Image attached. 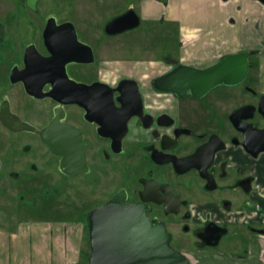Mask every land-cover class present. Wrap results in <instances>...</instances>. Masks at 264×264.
Here are the masks:
<instances>
[{
    "label": "flooded vegetation",
    "instance_id": "1",
    "mask_svg": "<svg viewBox=\"0 0 264 264\" xmlns=\"http://www.w3.org/2000/svg\"><path fill=\"white\" fill-rule=\"evenodd\" d=\"M45 51L43 55L49 56L46 49ZM23 57L11 65L9 81L14 67L17 66L19 70L25 68ZM151 61L150 63L157 65L167 63L165 60ZM176 62L171 69L153 78L148 86L135 78H122L115 85L108 84L103 79L107 73L106 66L101 63H98L97 71H88V78H83V70L97 64L96 57L94 64L67 66L69 77L81 84L101 82L117 88L122 80H136L138 83L136 91L129 86L122 88L121 94H114L115 99L121 97L125 102L129 114L126 115L127 110L112 113L105 109V112H96L92 116L104 122L103 133L107 136L100 135L101 127L96 122L88 121L86 111L77 105L61 107L50 99L49 104L42 109L49 114V121L36 128L43 130L48 127L56 117V111L63 108L65 118L62 122L82 132L86 147L87 173L66 175L61 167L64 157L54 153L35 135L49 155L57 158L58 169L67 179L87 174L93 176L96 184L97 168L95 169V162L91 163L89 158V154L97 149L96 144L106 145L99 151L106 152L108 156H129L137 159L136 169L139 175L136 189L132 192L121 187L116 193L103 199L93 210L113 199L122 190L127 192L129 203H139L142 196L146 195V203L151 208L149 217L154 222L164 224L171 235L172 246L178 251L187 255L227 246L236 255L235 258H248L254 236L261 237L264 249V221H259L256 217L257 187L250 165V162L264 153L253 156L250 138L246 139L238 132L232 117L241 108L256 107L263 95L248 85L249 75L241 85L220 86L221 92H217L220 90L217 87L200 99L191 95L181 99L157 90L153 84L155 79L182 64L180 61ZM95 73L97 78L93 75ZM143 77L146 78L147 75ZM13 85H21L24 89L22 83ZM50 88V85H46L44 91L47 92ZM5 102L9 101L4 99L0 103V113ZM9 104L11 109V103ZM116 105L123 109L121 104L116 102ZM68 108L74 109L73 117ZM250 115V110L242 113L244 117ZM127 116H131L127 123V134L119 144L121 130L117 127L113 129L110 125L119 126L121 119ZM256 116L257 114L247 121L254 127L257 126ZM0 123L2 124L1 120ZM3 127L9 133L15 134ZM259 128H264V121ZM1 162L2 170V159ZM133 196L135 200L132 199Z\"/></svg>",
    "mask_w": 264,
    "mask_h": 264
},
{
    "label": "water",
    "instance_id": "2",
    "mask_svg": "<svg viewBox=\"0 0 264 264\" xmlns=\"http://www.w3.org/2000/svg\"><path fill=\"white\" fill-rule=\"evenodd\" d=\"M32 12H37L41 0H21ZM167 3L168 0H156ZM264 4V0H257ZM140 26V18L134 11L113 19L106 25L108 36H118ZM44 47L49 56L41 54L35 43L29 44L24 53L25 68L14 67L10 76L12 84L22 83L26 93L36 100L51 99L62 106L77 105L86 111V119L96 122L100 135L105 128L104 122L94 119L96 112L112 113L127 110L121 97L122 88L131 86L138 89L136 80H122L117 88L105 83L92 85L77 83L67 72L70 64H94L95 54L92 47L79 40L76 27L70 23H58L57 18L48 19L43 33ZM251 52H241L222 57L217 63L207 68L179 64L167 74L154 81V87L162 92L186 98L191 95L203 98L220 86L234 87L241 85L252 68L249 57ZM50 85L45 92L44 87ZM116 102L121 104L119 109ZM250 110V117L242 113ZM129 114V113H128ZM257 114V126L247 121ZM63 108L56 111V117L50 125L40 130L23 122L13 114L9 102H5L0 113V120L8 130L15 133L29 132L38 135L49 148L64 157L61 167L69 176L85 174L88 171L85 144L82 132L69 124L63 123ZM131 116L121 119L119 144L127 134V123ZM264 121V95L258 105L237 110L232 122L238 132L246 139L250 138L253 156L264 153V128H259ZM0 159V170H1ZM147 196H142L139 203H129L125 190L113 199L91 211L87 215L90 257L88 264H192L191 259L175 249L171 244V235L164 224L154 222L149 217L151 210L147 205Z\"/></svg>",
    "mask_w": 264,
    "mask_h": 264
},
{
    "label": "rangeland",
    "instance_id": "3",
    "mask_svg": "<svg viewBox=\"0 0 264 264\" xmlns=\"http://www.w3.org/2000/svg\"><path fill=\"white\" fill-rule=\"evenodd\" d=\"M101 1L105 3L102 5ZM119 1L121 0H41L37 12L24 9L21 25L26 29L17 46L26 49L33 42L41 54H45L43 33L48 19L55 17L59 24L70 22L93 32L97 64L83 70V78H88V71H97L98 63L107 62L108 71L102 76L108 84L115 85L122 78H135L148 86L153 78L177 64L175 60L178 43L175 27L142 24L134 32L116 36L118 38L106 36L105 27L108 21L128 9L126 1ZM1 20L3 18L0 16ZM84 35L80 33L78 37L86 44ZM170 56L174 60L167 58ZM119 59L139 62L128 67L111 62ZM151 60H165L167 63L157 65L150 63ZM11 65L3 63L0 54V103L7 99L11 103L12 112L22 121L41 127L49 121V114L42 109H45L50 99L36 100L21 85H13L9 81ZM93 75L97 78V73ZM144 75L147 77L144 78ZM221 89L220 87L217 92H221ZM67 110L73 117L74 109ZM96 146L97 149L89 154L91 163L94 161L93 165L97 168L96 184L93 176L87 174L67 179L58 169L57 158L49 155L35 134H12L0 123V158L4 162L0 172V228L12 227L25 220H79L87 227L88 213L102 203L103 199L113 195L121 187L133 192L139 175L136 169L137 159L129 156H108L106 152L99 151L106 145ZM132 199L135 200V197ZM81 251L80 264H88V230L84 233ZM205 251V257L214 264H232L231 257L236 256L227 246ZM236 252L240 253L239 250Z\"/></svg>",
    "mask_w": 264,
    "mask_h": 264
},
{
    "label": "crops",
    "instance_id": "4",
    "mask_svg": "<svg viewBox=\"0 0 264 264\" xmlns=\"http://www.w3.org/2000/svg\"><path fill=\"white\" fill-rule=\"evenodd\" d=\"M18 1L0 0V16L3 18L0 21V54L3 63L7 64L19 61L25 53V48L17 45L25 34L26 28L21 22L27 6L24 7L23 1ZM101 2L102 5L105 3ZM120 2L127 3L128 9L113 19L134 11L140 18V26H174L178 43L176 61L182 64L208 67L224 56L251 52L249 60L253 67L248 85L264 95V4L260 1L168 0L165 4L156 0ZM73 25L78 34H85V43L95 52L93 32ZM111 62L128 67L139 61L119 59ZM107 64L102 62L107 67L105 71L109 68ZM250 165L257 187L256 217L264 221V155L250 162ZM13 226L0 228V264H80L87 229L79 220H25ZM253 242L255 244L248 258L231 257L230 262L264 264L261 237L254 236ZM187 255L192 264H214L203 252Z\"/></svg>",
    "mask_w": 264,
    "mask_h": 264
},
{
    "label": "trees",
    "instance_id": "5",
    "mask_svg": "<svg viewBox=\"0 0 264 264\" xmlns=\"http://www.w3.org/2000/svg\"><path fill=\"white\" fill-rule=\"evenodd\" d=\"M86 229L88 230V226L86 227Z\"/></svg>",
    "mask_w": 264,
    "mask_h": 264
}]
</instances>
